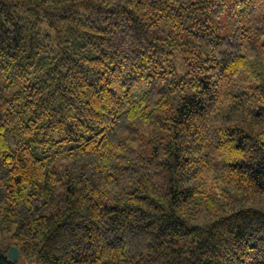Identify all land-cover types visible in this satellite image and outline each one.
Returning <instances> with one entry per match:
<instances>
[{
  "label": "trees",
  "instance_id": "1",
  "mask_svg": "<svg viewBox=\"0 0 264 264\" xmlns=\"http://www.w3.org/2000/svg\"><path fill=\"white\" fill-rule=\"evenodd\" d=\"M2 238L264 264V0H0Z\"/></svg>",
  "mask_w": 264,
  "mask_h": 264
},
{
  "label": "rangeland",
  "instance_id": "2",
  "mask_svg": "<svg viewBox=\"0 0 264 264\" xmlns=\"http://www.w3.org/2000/svg\"><path fill=\"white\" fill-rule=\"evenodd\" d=\"M175 61L179 65L181 71H185L186 70L185 67H184V60L182 59L181 55L178 54L176 56V58H175ZM6 236L9 237V235H6ZM10 244H12V241L9 238H7V239L2 238L0 240V248L2 250L5 249V248H7V247L9 248L8 245H10ZM19 259H21L20 262H19V264H38L37 262L35 263L34 260L33 261H30L29 259L21 258V256H20Z\"/></svg>",
  "mask_w": 264,
  "mask_h": 264
},
{
  "label": "water",
  "instance_id": "3",
  "mask_svg": "<svg viewBox=\"0 0 264 264\" xmlns=\"http://www.w3.org/2000/svg\"><path fill=\"white\" fill-rule=\"evenodd\" d=\"M7 255L14 262H17L21 256V252L17 246L13 245L9 248Z\"/></svg>",
  "mask_w": 264,
  "mask_h": 264
}]
</instances>
